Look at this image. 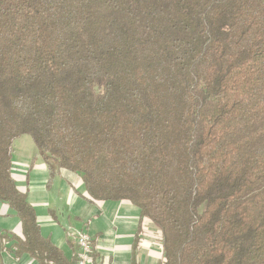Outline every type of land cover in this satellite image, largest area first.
Instances as JSON below:
<instances>
[{
  "label": "trees",
  "instance_id": "trees-1",
  "mask_svg": "<svg viewBox=\"0 0 264 264\" xmlns=\"http://www.w3.org/2000/svg\"><path fill=\"white\" fill-rule=\"evenodd\" d=\"M23 134L153 223L160 264H264V0H0V252L77 264L12 177Z\"/></svg>",
  "mask_w": 264,
  "mask_h": 264
},
{
  "label": "crops",
  "instance_id": "crops-1",
  "mask_svg": "<svg viewBox=\"0 0 264 264\" xmlns=\"http://www.w3.org/2000/svg\"><path fill=\"white\" fill-rule=\"evenodd\" d=\"M28 143L24 140L18 152L13 145L12 177L35 208L42 235L50 238L68 261L76 257L74 235L84 230L92 238L93 264H160L163 253L157 229L148 219L140 228L135 206L127 200L91 202L82 178L67 169L50 175L38 150L31 152ZM0 218H5L0 219V230L22 236V224L8 205H0ZM0 264L39 263L27 253L17 258L3 250Z\"/></svg>",
  "mask_w": 264,
  "mask_h": 264
},
{
  "label": "built area",
  "instance_id": "built-area-1",
  "mask_svg": "<svg viewBox=\"0 0 264 264\" xmlns=\"http://www.w3.org/2000/svg\"><path fill=\"white\" fill-rule=\"evenodd\" d=\"M76 244L77 264H93L92 260V238L86 231L78 232L74 235Z\"/></svg>",
  "mask_w": 264,
  "mask_h": 264
},
{
  "label": "rangeland",
  "instance_id": "rangeland-1",
  "mask_svg": "<svg viewBox=\"0 0 264 264\" xmlns=\"http://www.w3.org/2000/svg\"><path fill=\"white\" fill-rule=\"evenodd\" d=\"M24 140H28V144H29V147H30V150H31V152H36V147H35V144H34V142H33V140H32V138L29 136V135H26V134H23L20 138H18L17 139V141L14 143L15 144V149H16V152H18V150L20 149V145H22V144H24ZM13 144V145H14ZM19 154V153H18ZM18 154H16V155H18ZM18 158H19V156H18ZM17 158V159H18ZM13 168H14V165L12 166V172H13ZM2 202H0V205H5V206H7L5 203H2ZM11 217V216H10ZM1 220H4L5 218H0ZM153 226H154V224H153ZM153 228V227H152Z\"/></svg>",
  "mask_w": 264,
  "mask_h": 264
}]
</instances>
